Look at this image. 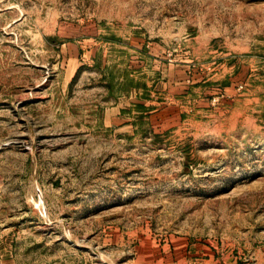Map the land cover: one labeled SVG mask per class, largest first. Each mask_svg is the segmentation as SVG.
I'll return each instance as SVG.
<instances>
[{"label":"rangeland","instance_id":"obj_1","mask_svg":"<svg viewBox=\"0 0 264 264\" xmlns=\"http://www.w3.org/2000/svg\"><path fill=\"white\" fill-rule=\"evenodd\" d=\"M0 264H264V0H0Z\"/></svg>","mask_w":264,"mask_h":264}]
</instances>
